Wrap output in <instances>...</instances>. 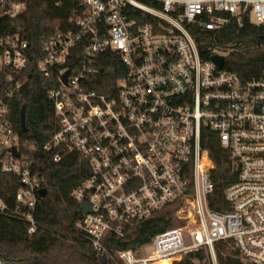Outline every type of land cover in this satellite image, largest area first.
Here are the masks:
<instances>
[{
    "label": "built area",
    "instance_id": "1",
    "mask_svg": "<svg viewBox=\"0 0 264 264\" xmlns=\"http://www.w3.org/2000/svg\"><path fill=\"white\" fill-rule=\"evenodd\" d=\"M26 5L0 0V17L14 18ZM244 20L264 25V0H80L37 50L19 33L0 36V170L22 185L9 213L34 232L38 190L47 178L32 168L30 155L57 163L74 154L83 175L72 197L89 207L86 214L80 207L75 228L96 254L113 259L103 243L107 234L123 237L172 207L180 225L118 250L120 264H173L199 250L218 264L217 242L235 250L242 264H264V67L230 68L227 56L243 50L235 42L212 55L221 66L212 56L203 59L191 34L196 25L217 32L235 25L237 33ZM107 53L119 58L113 83L101 72ZM33 63L57 78L47 94L57 129L43 144L24 145L11 102ZM203 129L215 133L236 173L222 193L211 181ZM22 145L28 155H21ZM0 264L28 263L0 258Z\"/></svg>",
    "mask_w": 264,
    "mask_h": 264
},
{
    "label": "trees",
    "instance_id": "2",
    "mask_svg": "<svg viewBox=\"0 0 264 264\" xmlns=\"http://www.w3.org/2000/svg\"><path fill=\"white\" fill-rule=\"evenodd\" d=\"M80 0H26V9L14 18L0 17V36L19 33L33 50H37L42 39L48 37L56 28L64 27L67 18L78 8ZM229 26L221 32L193 26L191 34L203 59H209L221 46L235 42L243 50L230 53L227 65L250 73L264 67V25L254 26L243 21L242 26ZM101 72L104 78L115 82L119 58L106 54ZM226 61V60H225ZM4 72H0L3 76ZM21 90L11 102L10 117L21 144H43L57 129L53 106L47 94L56 86L54 74L44 76L31 64ZM107 93L104 88L92 87ZM114 89L112 88V91ZM113 92H111L112 94ZM25 131H21V121ZM201 147L207 150L213 168L211 181L222 193L235 182L236 173L232 171V162L227 149L223 148L215 135L208 129L201 132ZM22 145L21 155H28ZM32 168L46 175V194L37 198L35 213L36 229L28 232L26 222L9 213L17 202L15 192L22 187L19 177L14 173L0 170V201L6 208L0 212V258L13 261H25L28 264H120L116 252L122 249H135L146 244L160 231L180 225L172 216V207H167L140 221L123 237L107 234L103 239L110 259L100 256L79 235L75 224L82 218L79 203L72 197L73 189L83 175L82 162L74 154L66 155L54 163L45 154H31ZM218 264H242L237 253L225 242L215 244ZM173 264H211L206 250L188 253Z\"/></svg>",
    "mask_w": 264,
    "mask_h": 264
},
{
    "label": "water",
    "instance_id": "3",
    "mask_svg": "<svg viewBox=\"0 0 264 264\" xmlns=\"http://www.w3.org/2000/svg\"><path fill=\"white\" fill-rule=\"evenodd\" d=\"M211 59H212L215 63H217L219 66L222 65V58H221V57L214 55V56H212ZM65 77H66V74L63 75V77H62V80H63V81H65ZM21 131H22V132L25 131L23 120L21 121ZM10 151H11L15 156H18V153L16 152V149H15L14 147L11 148ZM38 194H39L40 197H44L45 194H46V189H45V188H42V189L38 190ZM80 207H81V210H82L83 213L86 214V213L89 212V207H88L86 204H83V203H82V204H80Z\"/></svg>",
    "mask_w": 264,
    "mask_h": 264
},
{
    "label": "bare ground",
    "instance_id": "4",
    "mask_svg": "<svg viewBox=\"0 0 264 264\" xmlns=\"http://www.w3.org/2000/svg\"><path fill=\"white\" fill-rule=\"evenodd\" d=\"M158 264H169V262L165 260L163 262H159Z\"/></svg>",
    "mask_w": 264,
    "mask_h": 264
}]
</instances>
